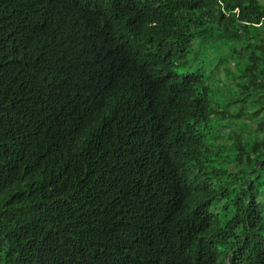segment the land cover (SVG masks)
I'll return each mask as SVG.
<instances>
[{"label":"trees","instance_id":"trees-1","mask_svg":"<svg viewBox=\"0 0 264 264\" xmlns=\"http://www.w3.org/2000/svg\"><path fill=\"white\" fill-rule=\"evenodd\" d=\"M0 264H264V0H0Z\"/></svg>","mask_w":264,"mask_h":264},{"label":"rangeland","instance_id":"rangeland-1","mask_svg":"<svg viewBox=\"0 0 264 264\" xmlns=\"http://www.w3.org/2000/svg\"><path fill=\"white\" fill-rule=\"evenodd\" d=\"M207 52H208L207 56H204L202 53H199L196 56V58H197L196 62H199L202 59H208V60L212 59L213 60V62L211 61V64L214 67V75L216 76V78H214L212 76L210 78V83L213 84L216 89H222L225 85L229 84L225 63H224V61H220L218 59V54H216L215 49L207 51ZM221 52H222V50H221ZM227 65L229 66V68L232 70L233 73L236 72V65L234 62H232L228 59ZM209 69H210V67H209ZM222 95L223 94L220 91H216L213 94V97H214V99L218 100L222 97Z\"/></svg>","mask_w":264,"mask_h":264}]
</instances>
